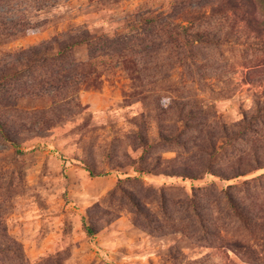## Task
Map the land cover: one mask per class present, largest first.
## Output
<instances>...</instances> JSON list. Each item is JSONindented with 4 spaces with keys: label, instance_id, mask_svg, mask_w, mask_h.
<instances>
[{
    "label": "rangeland",
    "instance_id": "1",
    "mask_svg": "<svg viewBox=\"0 0 264 264\" xmlns=\"http://www.w3.org/2000/svg\"><path fill=\"white\" fill-rule=\"evenodd\" d=\"M0 264H264V0H0Z\"/></svg>",
    "mask_w": 264,
    "mask_h": 264
},
{
    "label": "trees",
    "instance_id": "2",
    "mask_svg": "<svg viewBox=\"0 0 264 264\" xmlns=\"http://www.w3.org/2000/svg\"><path fill=\"white\" fill-rule=\"evenodd\" d=\"M147 19L149 18H146V20ZM150 21H155L157 24H162L161 22L166 21V18L157 15L156 18H153ZM22 28L23 26L21 24H19V26L13 27L14 31L10 33V36L12 38H17V36L22 34L23 32ZM75 31L76 32L74 34H63L65 36L64 40H58L52 38L49 41H42L38 45L30 47L28 50H23L22 53L23 54L28 53L29 54L28 59L33 64H39L40 62L46 59L60 60V58L70 53L77 46L84 44L90 46L94 41L96 42L97 40L103 41L104 39L105 40L108 39V37L106 36H102V37L91 36L89 31L79 28L76 29ZM99 50L102 52L101 48ZM87 231L90 235L94 233L91 227H87Z\"/></svg>",
    "mask_w": 264,
    "mask_h": 264
}]
</instances>
